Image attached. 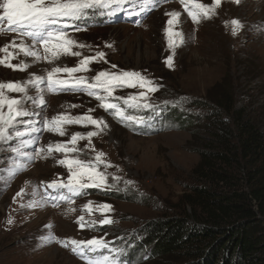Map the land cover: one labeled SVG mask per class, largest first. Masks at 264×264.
<instances>
[{
	"label": "rangeland",
	"instance_id": "obj_1",
	"mask_svg": "<svg viewBox=\"0 0 264 264\" xmlns=\"http://www.w3.org/2000/svg\"><path fill=\"white\" fill-rule=\"evenodd\" d=\"M84 1L0 0L7 13L0 25V264H82L64 243L108 237L131 245L144 223L175 215L181 194L194 186L190 174L203 145L181 129L180 117L200 115L196 105L218 96L219 84L253 112L264 134V0H167L138 27L81 30L74 20L59 22L64 13L48 20ZM186 2L193 10L183 11ZM11 14L21 32L31 22L74 29L55 34V49L45 48L26 32L3 30ZM79 66L84 72L75 76L102 75L99 89L114 101L131 97L145 110L159 109L156 132L130 130L123 106L116 121L90 94L44 89L49 77ZM104 73L129 81L118 89ZM164 107L175 108V117ZM26 124L39 135L24 148L16 134ZM70 179L105 187L110 196L49 207L40 184ZM107 219V229L97 228Z\"/></svg>",
	"mask_w": 264,
	"mask_h": 264
},
{
	"label": "trees",
	"instance_id": "obj_2",
	"mask_svg": "<svg viewBox=\"0 0 264 264\" xmlns=\"http://www.w3.org/2000/svg\"><path fill=\"white\" fill-rule=\"evenodd\" d=\"M219 85L218 96L196 105L200 115L180 117L181 129L203 143L194 186L181 194L175 215L144 223L141 238L132 237L136 263L264 264V134L253 112Z\"/></svg>",
	"mask_w": 264,
	"mask_h": 264
},
{
	"label": "bare ground",
	"instance_id": "obj_3",
	"mask_svg": "<svg viewBox=\"0 0 264 264\" xmlns=\"http://www.w3.org/2000/svg\"><path fill=\"white\" fill-rule=\"evenodd\" d=\"M79 241H81V240H79Z\"/></svg>",
	"mask_w": 264,
	"mask_h": 264
}]
</instances>
